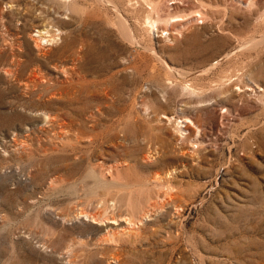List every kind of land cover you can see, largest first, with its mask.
Segmentation results:
<instances>
[{
	"label": "rangeland",
	"instance_id": "rangeland-1",
	"mask_svg": "<svg viewBox=\"0 0 264 264\" xmlns=\"http://www.w3.org/2000/svg\"><path fill=\"white\" fill-rule=\"evenodd\" d=\"M107 1L0 0V264H264V0Z\"/></svg>",
	"mask_w": 264,
	"mask_h": 264
},
{
	"label": "bare ground",
	"instance_id": "bare-ground-1",
	"mask_svg": "<svg viewBox=\"0 0 264 264\" xmlns=\"http://www.w3.org/2000/svg\"><path fill=\"white\" fill-rule=\"evenodd\" d=\"M100 1H101V0H100ZM103 1H104V0H103ZM106 1H107V0H106ZM112 1H113V0H112ZM177 1H178V0H171V3H173V2L175 3V2H177ZM178 2H180V1H178ZM107 3H109V2L107 1ZM112 4H113V3H112ZM151 4H152V2H151ZM154 4H155V3H154ZM250 4H251V3H250ZM156 6H157V4H156ZM153 8H154V7H153ZM199 12H200V11H199ZM197 14H198V13H197ZM63 15H64V14H63ZM120 15H121V14H120ZM119 18H120V17H119ZM149 18H150V17H149ZM158 19H159V18H158ZM178 19L181 20V19H183V17H181V16H177V15H176V16H172V17H170L169 20H170V21H175V20H178ZM148 20H149V19H148ZM148 20H147V21H148ZM160 20H161V19H160ZM160 22H161V21H159V23H160ZM166 22H167V21H166ZM175 22H176V21H175ZM177 22H178V21H177ZM152 23H153V24H156V25H159V24H158V20H157V18L154 19ZM166 25H167V23H166ZM168 25H169V24H168ZM153 28H155L154 25H153ZM153 28H152V29H153ZM152 29H151V30H152ZM163 29H164V28H163ZM43 30H44V29H43ZM153 30H154V29H153ZM159 32H160V30H159ZM39 33H41V32H39ZM50 37H51V36H50ZM47 40H49V39H47ZM12 52H13V51H12ZM12 57H13V56H12ZM163 60H164V59H163ZM164 61H165V60H164ZM164 61H163V62H164ZM76 64H77V63H76ZM164 65H165V64H164ZM166 65H167V64H166ZM166 65H165V66H166ZM5 66H6V65H5ZM70 66H71V65H70ZM167 66H168V65H167ZM167 68H168V67H167ZM168 69H169V68H168ZM40 77H41V76H40ZM43 78H44V77H43ZM231 79H232V78H231ZM16 81H17V80H16ZM220 82H221V81H220ZM190 86H191V85H190ZM230 90H231V89H230ZM59 91H60V90H59ZM49 95H51V94H49Z\"/></svg>",
	"mask_w": 264,
	"mask_h": 264
}]
</instances>
